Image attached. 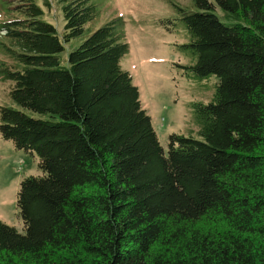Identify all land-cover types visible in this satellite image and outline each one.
Here are the masks:
<instances>
[{
	"label": "trees",
	"instance_id": "trees-1",
	"mask_svg": "<svg viewBox=\"0 0 264 264\" xmlns=\"http://www.w3.org/2000/svg\"><path fill=\"white\" fill-rule=\"evenodd\" d=\"M54 1L60 33L49 0H0V136L40 171L18 185L23 231L0 221V264H264V0L178 8L177 67L216 84L191 103L200 138L166 151L121 68L122 24L91 32V0Z\"/></svg>",
	"mask_w": 264,
	"mask_h": 264
},
{
	"label": "rangeland",
	"instance_id": "rangeland-1",
	"mask_svg": "<svg viewBox=\"0 0 264 264\" xmlns=\"http://www.w3.org/2000/svg\"><path fill=\"white\" fill-rule=\"evenodd\" d=\"M45 11L44 20L60 33L63 21L54 0ZM98 17L90 31L117 20L123 33L127 52L120 65L137 88L142 110L150 119L158 141L167 150L168 135H191L200 138L194 124L192 102L210 101L215 77L205 80L188 79L177 65L189 59L179 47L187 41L178 23L179 9H186L190 0H91ZM170 20L176 25L164 24ZM163 22V23H162ZM1 34V33H0ZM0 37V41H1ZM68 50V46H67ZM13 61L0 49V108H15L9 96L12 82L2 77V69H12ZM37 157L16 149L12 142L0 136V221L23 231L16 209L18 185L27 176L39 175Z\"/></svg>",
	"mask_w": 264,
	"mask_h": 264
}]
</instances>
